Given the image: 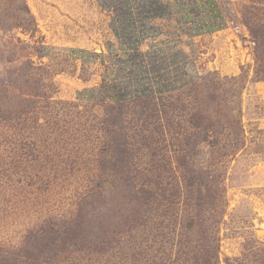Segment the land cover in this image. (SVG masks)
Wrapping results in <instances>:
<instances>
[{"label": "rangeland", "instance_id": "374dc122", "mask_svg": "<svg viewBox=\"0 0 264 264\" xmlns=\"http://www.w3.org/2000/svg\"><path fill=\"white\" fill-rule=\"evenodd\" d=\"M157 1L168 15L139 50H179L187 65L169 77L183 88L155 96L161 120L146 119L154 106L113 103L114 82L138 68L115 36L119 1L0 0V264H264V0H214L223 28L200 36L187 10ZM183 105L211 141L187 167L213 183L199 184L192 231L181 206L168 218L161 200L138 206L144 186L183 188ZM159 124L161 151L143 140Z\"/></svg>", "mask_w": 264, "mask_h": 264}, {"label": "trees", "instance_id": "16d2710c", "mask_svg": "<svg viewBox=\"0 0 264 264\" xmlns=\"http://www.w3.org/2000/svg\"><path fill=\"white\" fill-rule=\"evenodd\" d=\"M110 1L113 3H118L119 1L123 9L122 15L118 22L121 26L119 27V30L115 29V36L122 40L123 44H127L129 46L127 52L130 51L129 57H132V60L130 61L131 64L135 63V65H138L135 73L132 72L128 74L129 76L124 83L117 81L114 82L113 89L116 93L115 95H120L114 98L113 103H115L118 108H122V106L126 104V100L127 103L130 101H132L134 104H137L138 102L143 103L145 109H149L150 106H154V113H144L146 119L149 120L150 118H156L158 120H161L163 119V112L157 109L155 98L160 95V97H157L158 100H160L162 99L161 95L183 88V85L177 86V84H170L175 82H170L169 77L173 75L174 71L172 69H180L181 64L185 69L187 65L182 63V60L181 62L178 61L180 57H182V52L179 50H175V52L169 54V56L163 55L162 57H158L161 53V50H163L161 49V47V50L155 51V53L147 52L144 54L139 50L138 44L144 37L150 35V32L152 30L151 24L154 19L163 18L164 16L168 15V10H166L167 4H162L157 0H141L140 3L143 4L142 7L146 6L147 10H145L144 8V11L137 13L136 11H134V6H132V0ZM172 1L175 3L174 7L187 10V12L183 16L184 19H191L201 22L199 23V25H194V28L192 30L196 36L215 32L223 28L221 24H218V21H220L221 18L218 11V6L216 5V2L214 0H199L202 2L203 7H201V4L199 5V3L195 1L190 5H188L187 3L188 0ZM130 4L132 7L130 6ZM250 30L254 36L258 35L256 29L250 28ZM141 58H143V60L139 61ZM87 59L88 57L86 56L82 57L83 61H86ZM144 63H146L145 70L143 69L144 67H142ZM149 67L151 69H149ZM120 70H117V74L120 73ZM152 75L154 76V78H152ZM150 77L152 78V80ZM123 84H125L126 86L121 87L120 85ZM186 107L187 106L183 105V113L186 117H189L186 121L187 125L183 124V139L177 140L175 137L170 136V140L173 138L177 140L175 142L177 144H175L173 148L175 154L174 161L177 163V165H179L178 167H181V169L183 167V174H181L183 175V188L174 189L177 188V186H173V182H171L169 186L166 185L165 187H161V189H159L158 187L157 190L148 186H144L142 189L138 190V206L143 211L145 209V212L148 213V211L150 212V205L157 200H161L164 202V210L165 208L169 210L163 212V216L166 218L171 217L170 215H168L171 210H174L177 206H181L182 216L183 218L186 217L185 219H187L188 221L187 223L185 221L183 228H185L187 231H192L194 225L196 224V221L193 218L194 212L190 209L201 205V201L204 199V196L201 195V189H198L199 184L203 181V178L200 176L198 177L197 174L189 171L187 167L189 165V160L192 157V152L194 150L193 147H195L199 143V141L210 144L211 141L209 139L210 137L207 134V131H209L210 128L204 126L202 123L203 116L200 113L188 114ZM156 129L158 130L153 131L150 129H146L145 133L148 134L144 136L143 140L145 142H149L151 145H153L154 148L160 149L161 151L168 147V142L170 141L168 139H164V136H166L165 126L159 124ZM202 133L204 134L202 135ZM154 134H157L159 137L163 138L162 142L161 138H154ZM181 142L183 143V156L179 158L178 156H176L177 151L175 149L181 146ZM163 144H166V146ZM119 149L120 147H118V150ZM172 170L173 169H170L169 171L171 172ZM160 177H162V174L159 173L158 179H160ZM204 186H207L205 188H208L207 191L209 193L212 192L211 189L213 188V183L206 182V185ZM197 194H200L201 196H197ZM156 242L157 241L153 239V243ZM184 248L187 249V246L183 245V249L182 247L179 248L178 253L183 252V254H186ZM142 253L144 255L150 254L149 256H151L152 258L155 257L153 256V246L146 248ZM6 256L7 251L6 253L2 254V259L4 257L6 259ZM2 259L0 260L1 262ZM179 260L182 261V259Z\"/></svg>", "mask_w": 264, "mask_h": 264}]
</instances>
